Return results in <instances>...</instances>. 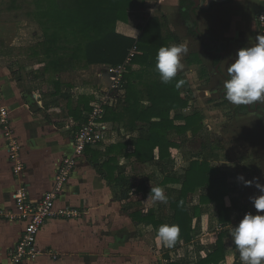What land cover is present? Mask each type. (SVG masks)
<instances>
[{
  "label": "crops",
  "instance_id": "obj_1",
  "mask_svg": "<svg viewBox=\"0 0 264 264\" xmlns=\"http://www.w3.org/2000/svg\"><path fill=\"white\" fill-rule=\"evenodd\" d=\"M262 11H264V0H201L200 8L191 10L186 21L180 16V0H140L137 10L129 17L128 23L117 25L118 33L138 39L142 28L146 25V16L167 17L170 32L178 38L170 45H183L188 50L182 56L184 68L177 73L187 82L181 90L188 100V107L184 110L173 111L172 118L176 114L183 117L195 116L194 125L186 133L175 137L176 142H180L181 148L173 151L172 158L165 166L144 165L135 158L125 159L122 156L119 158L120 165L125 172L128 168L124 162L128 160L141 167H154L157 171L159 170V173L154 172L157 174H151L147 179H138L130 176L128 172L126 176L138 185L143 183L149 190L151 186L163 188L169 200L178 196L182 184L164 185L166 175L173 174L181 177L190 163L194 161H206L211 168L220 170L231 190L225 198V206L231 211L233 223L220 225L217 232L220 234L226 231L225 261L227 262L229 256L232 263L237 259L234 254V251H237L236 248L233 247L234 250L231 253L229 250L232 228L238 225L244 217L243 206H246L252 214H257L250 197L262 194L256 187L257 183L264 185V104L259 102L249 106L231 104L224 98L223 83L228 78L227 68L235 59L237 51L251 46L255 43V38L262 35L257 22V16ZM1 23H4L2 26L4 28L10 26L2 19H0V25ZM195 31L201 35L200 38L194 35ZM213 36L214 41H211ZM215 60L219 61L218 64H215ZM0 67V86L4 103L10 107L13 130L24 147L22 158L25 162V172L17 177L13 175L8 162L7 149L0 128V208L10 209L14 205L13 194L20 185L28 188L30 197L34 200H39L45 192L51 190L56 162L72 153V140L87 122L91 111L83 110L84 107H82L83 117L77 120L69 114L68 101V113L65 118H54L51 112L42 111V102L38 99V94L31 92L27 95V99L31 98V100L24 101V96L22 97L17 89L13 75L7 74L8 71L4 65ZM110 67L109 65H93L90 69L80 70L78 73L85 75L92 72L91 68L108 69ZM132 70L139 72L141 67L134 65ZM58 76L54 80L60 82ZM76 79L75 91L80 92L75 101H78L83 90L90 91L89 105L91 108L92 90H96L97 84H101L102 81L98 80L97 76L91 82L83 79L78 82L79 78ZM44 80L54 84V81L43 74H40L38 79L32 83H44ZM105 82L108 84L110 80L106 78ZM72 104L75 108L78 105L77 102H72ZM118 114H120L119 123L106 122L111 126V133H113L111 138L98 148H88L69 186L57 202L58 209L75 208L82 213V216L75 220L54 218L45 229V231L51 230L49 245L43 244L45 237H40V239L38 237L37 247L41 256L34 262L22 264H56L58 262L62 264H115L119 261L118 259L123 264H131L135 257L130 254L124 256L118 253L108 254L99 249L110 241L114 244H121L123 239H131V241L140 239L141 241L143 228L157 230L150 221L140 223L139 216L136 218V212H142L143 217L152 215L164 218L171 215L169 201L167 204L153 203L147 199V194L143 196L142 201H138L134 195V189L130 193V199H121L120 187L116 182L94 167L96 163L103 164L108 160L105 153L109 146L128 142L127 152L134 151L130 142L138 137V132L131 129L132 117L125 112L124 108ZM175 125L184 127L186 121L175 120ZM188 142L194 145L192 147L194 152L185 154L190 159L186 161L187 166L179 170L177 167L180 165L179 162L183 161V156L179 155V158L175 156L181 153ZM93 152L101 155L95 158L92 156ZM117 175L116 173L115 176ZM241 175L245 180L252 181V184L244 186L243 182L238 180V176ZM108 185L114 187L116 200H112L106 194ZM201 193L198 191L194 195L192 206H201L199 202ZM124 203H127V206L123 208ZM203 209L201 222L197 223V220L193 222V229L196 230L192 242L188 245L196 242L195 238L199 237V233L212 231L219 224L214 204L205 205ZM259 214H264V212ZM47 223L48 221L45 225ZM137 228H141L142 232L134 237L133 229ZM22 230L23 225L19 222L0 220V264L9 263L10 252L16 246ZM156 240L158 241V238ZM216 242L217 237L216 240L211 241L210 245L202 243V248L200 246L197 250L198 260L200 257L203 258L207 252L215 249ZM180 243L186 245L183 241ZM92 246H95L97 252L92 251ZM225 261L221 264H225ZM173 262L180 261L172 260L171 263Z\"/></svg>",
  "mask_w": 264,
  "mask_h": 264
},
{
  "label": "trees",
  "instance_id": "obj_2",
  "mask_svg": "<svg viewBox=\"0 0 264 264\" xmlns=\"http://www.w3.org/2000/svg\"><path fill=\"white\" fill-rule=\"evenodd\" d=\"M139 3L140 0H2L0 19L4 22L29 20L38 24L42 36L33 56L44 64V75L54 81L55 95L60 94L61 88L60 82L54 79L62 73L88 70L93 65L127 67L123 84L124 109L132 117L131 129L138 132V137L130 142L134 151L127 152L128 142L109 146L105 153L108 160L103 164L96 163L94 167L116 182L120 187L121 199H130V193L134 189L136 199L142 201L143 196L149 195V188L143 183L138 185L127 177L119 158H135L144 165L165 166L172 158L173 151L181 148L175 137L186 133L194 125L195 116L183 117L176 114L172 118L173 111L188 107V100L181 90L187 82L177 75L171 83L163 84L155 70L158 49L178 40L170 32L167 17L146 16V25L138 39L117 32L118 23H128ZM193 6V0H180V16L188 18ZM193 33L196 37H201L198 32ZM214 38L213 36L211 41ZM134 48L139 54L126 64ZM218 62L215 60V64ZM134 65L140 66L141 70L134 72ZM178 80L185 81L179 89L175 87ZM72 88L73 86H69V89ZM77 104L75 108L69 99V114L79 120L83 117L82 107L86 111L92 110L89 105L90 91L83 90ZM178 119L185 120L186 126H176L175 120ZM109 121L119 123L120 114L108 109L105 122ZM100 155L93 152L92 156L98 158ZM176 183L182 184V189L176 198L169 200L171 215L164 218L152 215L143 217L142 212H136L140 223L150 221L156 229L162 224H176L180 230L176 243L183 241L186 245L194 238L196 229H193V222H201L205 205L216 206L220 225L233 223L231 211L225 206V198L231 190L220 170L211 168L206 161H194L183 176L169 174L163 181L164 185ZM198 191L202 192L199 199L201 206H192V200ZM243 211L244 214L251 213L246 206H243ZM224 238L226 231L218 234L215 249L207 252L203 258L200 257L195 264L224 262Z\"/></svg>",
  "mask_w": 264,
  "mask_h": 264
},
{
  "label": "rangeland",
  "instance_id": "obj_3",
  "mask_svg": "<svg viewBox=\"0 0 264 264\" xmlns=\"http://www.w3.org/2000/svg\"><path fill=\"white\" fill-rule=\"evenodd\" d=\"M8 23L10 25L8 28L2 27L4 23H1L0 25V66L4 65L8 71L7 74L13 75L14 79L16 80L17 89L21 92L22 97L24 96V101L29 99L31 100V98L27 99V95H30L31 92L38 94V99L42 102V111L44 110L48 113L51 112V116L54 118H65L68 113L67 103L69 99H71L73 103H76L77 101H75V99L80 92L77 90L75 91V79L78 77V82H80L79 80L82 79L91 82L93 78H95L96 74H99L102 71L104 72L106 69L91 68L92 72L85 75L78 73V71L59 75L57 78L60 80L61 92L60 94L55 95V88L52 86L53 84L49 83L47 80H44V83H42L43 80L42 82H36L35 84L32 83L38 79L40 74L46 76L44 75V64L40 63V61L33 56V52L38 48L42 35L38 25L34 21L29 20H19ZM71 85L73 86L72 90H70L68 87ZM87 85L91 86V84ZM73 91H75L74 95ZM192 147H194V145H191V142H188V144H186L181 150V153L176 154V158H179V155L183 156V161L179 162L180 165L177 167V169L181 170V168L187 166L186 161L189 160L190 157L185 154H192V152H194ZM124 165L128 168L126 172H128L130 176L136 177L138 179H147L149 176H151V174H157L154 172L159 173V170L157 171V169L154 167H141L137 163H134L130 160L125 161ZM106 189V194H108L112 200H116L115 193L113 192L114 187L108 185V188ZM125 206H127V203L123 204V208ZM52 220L53 219L48 220L47 225H45V228L43 227V232H41L39 236V239L40 237H45V241L43 243L45 245H49V242L51 241V230L45 231V229L48 228V224H50ZM219 228L220 224H217L212 231L207 230L205 232L199 233V237L195 238L196 242L191 245H182L180 242H178L171 248L164 246L159 240H156V231L153 229L143 228L144 233L141 234L142 229L137 228L136 230L133 229V232L135 233L134 237H137V235L141 234V241L140 239L134 240V238H132L134 241H131V239H123L121 244H114L112 241H108L109 243L102 245L103 248L99 250L105 251L108 254H122V256L130 254L135 257V260L131 261V264H170L172 260L180 261L182 263L195 264L198 261L197 250H199L200 246L202 248V243L206 245L212 244L211 241L216 240V237L218 238L217 231ZM112 240L115 239L112 238ZM230 244L229 250L231 253L233 252L232 250H234L233 247H235V245L232 243V240ZM92 247V251L97 252V250H95V246ZM234 254L237 258L236 259L234 257V261L236 259V262L232 263V260H230L231 257L228 256L227 262L225 261V264H241L238 251H234ZM118 260L119 261H117L115 264H123L120 259ZM56 264L62 263L58 262Z\"/></svg>",
  "mask_w": 264,
  "mask_h": 264
},
{
  "label": "built area",
  "instance_id": "obj_4",
  "mask_svg": "<svg viewBox=\"0 0 264 264\" xmlns=\"http://www.w3.org/2000/svg\"><path fill=\"white\" fill-rule=\"evenodd\" d=\"M258 27L264 35V11L257 16ZM139 54L137 49L131 50L126 64ZM105 69V68H103ZM127 67L106 69L97 74L96 90H92L93 101L87 122L79 129L72 140V153L59 159L55 164V177L51 190L45 192L39 200L30 197L26 186L20 187L13 194V207L0 208V220L19 222L23 225L21 236L9 255L8 264L34 262L41 253L38 250V237L46 222L54 218L68 220L79 219L82 213L75 208H57L59 198L64 194L88 148H98L107 143L113 133L111 126L105 122L108 109L117 113L125 108L124 76ZM106 78L110 80L107 84ZM99 91V92H98ZM0 128L7 149L8 162L14 176L20 177L25 172V162L22 158L24 150L20 139L15 134L10 117V108L4 103L0 86Z\"/></svg>",
  "mask_w": 264,
  "mask_h": 264
},
{
  "label": "clouds",
  "instance_id": "obj_5",
  "mask_svg": "<svg viewBox=\"0 0 264 264\" xmlns=\"http://www.w3.org/2000/svg\"><path fill=\"white\" fill-rule=\"evenodd\" d=\"M187 51L185 46L178 44L158 49L155 70L163 84L171 83L177 73L183 70L182 56ZM234 57L227 68L228 78L223 83L224 98L237 106H249L257 102L264 104V35H258L255 43L239 49ZM184 83V80H178L175 87L179 89ZM238 180L244 186L252 184V181L245 180L242 175L238 176ZM256 187L262 194L250 197V200L257 214H245L230 233L241 264H264V214H259L264 212V185L257 183ZM147 199L153 203L167 204L169 201L163 188L159 186H151ZM179 231L176 224H162L157 228L156 235L164 246L171 248L177 242Z\"/></svg>",
  "mask_w": 264,
  "mask_h": 264
},
{
  "label": "water",
  "instance_id": "obj_6",
  "mask_svg": "<svg viewBox=\"0 0 264 264\" xmlns=\"http://www.w3.org/2000/svg\"><path fill=\"white\" fill-rule=\"evenodd\" d=\"M193 2H194V7H193L194 10L200 8L201 0H193Z\"/></svg>",
  "mask_w": 264,
  "mask_h": 264
}]
</instances>
